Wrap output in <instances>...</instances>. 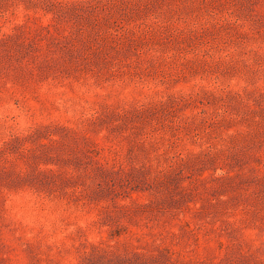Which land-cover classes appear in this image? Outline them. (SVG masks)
Segmentation results:
<instances>
[{"label": "rangeland", "instance_id": "rangeland-1", "mask_svg": "<svg viewBox=\"0 0 264 264\" xmlns=\"http://www.w3.org/2000/svg\"><path fill=\"white\" fill-rule=\"evenodd\" d=\"M0 264H264V0H0Z\"/></svg>", "mask_w": 264, "mask_h": 264}]
</instances>
